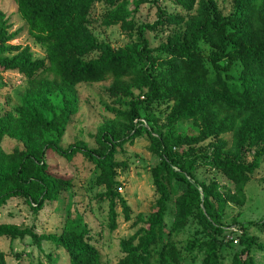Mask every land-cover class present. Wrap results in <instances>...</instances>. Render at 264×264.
Listing matches in <instances>:
<instances>
[{"label":"trees","instance_id":"1","mask_svg":"<svg viewBox=\"0 0 264 264\" xmlns=\"http://www.w3.org/2000/svg\"><path fill=\"white\" fill-rule=\"evenodd\" d=\"M167 1L184 14L156 7L152 22L137 24L133 14L149 0H12L41 58L28 46L10 44L19 30L9 31L0 12V73H16L25 82L11 110L0 108V144L3 137L15 142L10 152L0 146V208L20 198L37 213L59 202L62 192L69 197L70 180L56 175L45 158L52 152L67 162L79 154L96 170L93 184L102 187L98 197L107 201V229L113 231L116 203L129 220L128 206L116 193V170L124 164L114 156L144 135L157 159L149 173L158 197L145 218L137 216L134 225L141 226L119 242L116 264H183L170 236L188 223L199 237L183 250L200 255L196 264H224L226 228L241 247L229 264H254L251 250L264 252V244L248 237L242 223L225 228L221 216L226 204H244L245 183L264 167V0H232L226 16L213 0ZM95 3L105 11L92 19ZM91 20L117 26L126 44L97 42L88 28ZM144 32L166 35L149 47ZM108 77L105 91L113 102L104 110L112 117L97 127L96 147L75 141L62 148L65 128L78 110L76 87ZM199 166L221 174L231 189L195 178ZM63 214L58 233L36 235L0 222V238L28 237L38 248L49 243L66 253L68 264H104L81 217H70L68 204ZM246 224L264 232V218ZM3 256L0 250V264Z\"/></svg>","mask_w":264,"mask_h":264},{"label":"rangeland","instance_id":"2","mask_svg":"<svg viewBox=\"0 0 264 264\" xmlns=\"http://www.w3.org/2000/svg\"><path fill=\"white\" fill-rule=\"evenodd\" d=\"M151 1H155V3ZM213 1L221 15L226 16L232 12V0ZM156 7L166 9L168 12L184 14L167 0H149V2L139 6L133 14V21L137 24L152 22ZM104 11L105 8L102 4L95 3L91 13L92 19L101 16ZM0 12L10 24L9 31L19 30V33L10 44L28 46L33 57H43L42 50L28 37L26 27L17 14L12 0H0ZM88 28L97 42L107 43L112 48L122 47L127 42L117 26L102 27L93 21L88 24ZM143 35L148 41V46L155 47L163 41L166 32L162 34L144 32ZM127 82L131 84L132 80L127 79ZM110 83L111 79L108 77V79L99 83L80 84L76 87L78 110L71 116L65 128L60 141L62 148L75 141H81L90 148L96 147L94 134L97 127L105 118L112 117L104 110L106 105L112 106L113 102V99L105 91ZM24 88L25 82L20 75L11 72L0 73V108L11 110L13 105L18 102V97ZM131 91L134 95H137L139 90L131 89ZM0 146L4 152H10L15 146V142L8 137H3ZM147 146V138L143 135L135 138L131 145L124 144L114 156L115 161L124 164L123 169L118 168L116 170L115 180L118 187H120V191L116 188V193L128 206L129 220L126 222L123 220L121 208L116 203L114 206L116 228L113 231L107 229V201L98 197L102 187L93 184L96 170L93 169L91 164L85 162L79 154H76L67 162L52 152H47L45 158L50 167L54 166L52 171L56 175L70 180L71 187L66 192L69 193V197H66L65 192H62L59 196V202L51 201L37 213H33L22 199H9L6 205L0 208V222L12 223L20 228H28L36 235L58 233L63 223L65 206L68 204L69 216L79 215L89 229V235L94 239V245L97 247L101 261L104 264H116L122 256L119 242L141 226V223L134 225L137 216L141 215L142 218H145L158 197L149 173L150 168L157 159L148 152ZM194 176L197 179H212L221 188L231 189L230 183L213 169L199 166L195 170ZM243 192L244 204L241 206L231 203L226 204L222 212L221 223L225 228L232 226L233 223H242L248 237H253L256 241L264 244V232L246 226L247 221H258L264 218V167L254 172L252 178L245 183ZM170 218V214H167L164 218L165 231ZM225 230L230 232H227L226 235L229 243L221 251V254L223 263L229 264L232 253H238L241 247L238 243L233 244L231 239L233 232L230 231V228ZM234 234L237 239L240 231L237 230ZM198 237L199 235H194V226L191 223H188L181 232L170 236L178 256L181 257V263L185 264L193 261L196 264L200 259V255L196 256L195 252L189 253L183 250L186 242ZM0 250L4 254L5 264H26L37 261L42 264H68L66 253L61 248H55L46 242H41L38 248L28 237L14 240L1 237ZM47 254L49 257H46ZM250 255L254 264H264L263 251L252 249Z\"/></svg>","mask_w":264,"mask_h":264},{"label":"built area","instance_id":"3","mask_svg":"<svg viewBox=\"0 0 264 264\" xmlns=\"http://www.w3.org/2000/svg\"><path fill=\"white\" fill-rule=\"evenodd\" d=\"M117 190L120 191V187H117ZM232 242H233V244H236L235 240H233Z\"/></svg>","mask_w":264,"mask_h":264}]
</instances>
